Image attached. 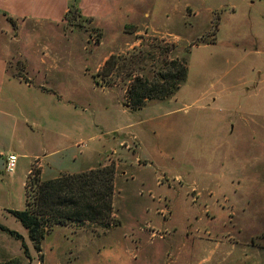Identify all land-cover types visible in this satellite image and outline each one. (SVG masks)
<instances>
[{"label": "rangeland", "instance_id": "1", "mask_svg": "<svg viewBox=\"0 0 264 264\" xmlns=\"http://www.w3.org/2000/svg\"><path fill=\"white\" fill-rule=\"evenodd\" d=\"M72 1L98 3V25L74 8L64 26L31 21L13 44L53 91L37 97L0 82V264H39L10 213L26 209L36 162L43 181L91 165L116 170L119 226L55 227L42 241L44 264H264V0ZM59 2L33 0L31 14ZM154 43L171 48L157 59L187 61V79L173 97L132 110V79L153 80L156 64L147 56L127 66ZM18 52L10 72L24 64L28 73ZM109 55L122 56V68L104 76Z\"/></svg>", "mask_w": 264, "mask_h": 264}, {"label": "trees", "instance_id": "2", "mask_svg": "<svg viewBox=\"0 0 264 264\" xmlns=\"http://www.w3.org/2000/svg\"><path fill=\"white\" fill-rule=\"evenodd\" d=\"M74 8V5L70 7L65 16L66 21H71L69 13ZM9 19L16 26L14 20ZM142 47H144L143 44ZM149 47L150 50L144 48L136 50L142 54L135 56L127 66L133 72V67L144 65L147 56L156 64L153 80L140 76L132 79L126 95L129 108L132 110L142 109L150 101H163L173 97L187 79L188 65L185 59H172L171 61L157 59V55L162 57L171 48L163 47L160 43H154ZM121 57L111 55L105 62L101 75L109 76L115 69H121ZM18 69L15 76L28 83L29 81L24 76L25 65L21 64ZM132 76L133 74H129V77ZM99 77V74L93 76L97 87L103 86L98 80ZM34 169L33 165L28 176L30 182L26 183V186L32 189V195L28 193L26 209L11 210L10 213L28 230L40 264L44 263L42 241L46 234L55 227L69 225L80 227L86 223L106 229L119 226L120 221L115 218L113 207L116 176L113 165L82 173L64 174L46 181L41 180L39 171L34 172ZM0 229L6 230L1 225ZM8 232L21 238L17 233Z\"/></svg>", "mask_w": 264, "mask_h": 264}, {"label": "crops", "instance_id": "3", "mask_svg": "<svg viewBox=\"0 0 264 264\" xmlns=\"http://www.w3.org/2000/svg\"><path fill=\"white\" fill-rule=\"evenodd\" d=\"M54 1L55 0H46V2H48L47 7L51 6L53 8L52 4L54 3ZM32 3H33V0H0V21L2 22V26L0 27V35L4 36L5 37L4 39L9 40L8 48L6 49V51H4L0 55V82L3 84H7V86L10 88V90L18 89L22 92H25L24 90H26V91L33 93L37 97H41V96H44V94L46 95L48 90H50L51 92L53 90L47 89L46 85L42 81H38L40 71H38L37 73H34V71L31 70L30 65L28 63V54L21 48H20L21 52H18L19 50L15 49L13 44L14 43H18V44L21 43V41L23 40V35H24L23 33H25V28L30 26L31 21H33L36 24V26H37V24L44 23V22L45 23H47V22L48 23H55L58 26H60V25L64 26L66 23L65 16L69 12L70 6L72 5V3H74V1H72V0H60L59 5L55 6V9L49 8L48 11L45 10L44 13H41L39 11L37 13V16H32V14H31L33 11L32 10ZM73 5L75 6V8L79 9L82 12L83 17L92 18L93 19L92 23H96L98 25L96 17L94 16V12L97 9L96 5H98V3H93L90 6L89 3H83L80 1V3L77 4V2H75ZM1 8H4V9H1ZM9 18L13 19L15 22V25L18 26L19 34L17 36H15V34H14L15 33V29H14L15 26L10 21ZM98 27H101V26L99 25ZM100 29H102V27ZM21 32H23V33H21ZM71 33H73V31H71ZM90 38H91V36H90ZM43 51H42L43 53H42L40 61H41L42 65H46L47 64V57L46 56L48 55L49 50L45 47L43 49ZM17 52H18V55L24 60V62L27 65L28 73L25 72L24 75H25V78L29 81L28 83H26L22 79L16 77L15 72H10L8 62L10 59L14 58V55H17ZM109 57H110V55L104 59L102 64H104L109 59ZM57 62H59V61H57V60L54 61V63H55L54 67L58 69L59 66L56 65ZM54 93L57 94L56 91H54ZM53 103H54V101H53ZM57 103H60V101H58ZM71 125H72V123H71ZM75 129H76V131L78 130L77 124H76ZM140 147H141V144H140ZM92 153H94V152H92ZM82 164H83V162H82ZM41 168H42V178H43V172H44L43 169L44 168L42 165H41ZM93 168H94L93 165H91V167H89L88 170H91ZM88 170H85V171H88ZM30 171L31 170L28 171L29 174H30ZM81 172H84V169H83V171L81 169L80 171H78L76 173H81ZM63 174H75V173L60 172L59 175H57L56 177H54L52 179H56ZM52 179H50V180H52ZM26 251L28 253V250H26ZM27 253H26V257L30 259V254L28 253V255H27ZM42 254H43V251H42ZM37 255H38V253H37ZM2 262H3V264H15V261L14 260L12 261V259L3 260ZM18 264H22V263L19 262ZM39 264H40V261H39Z\"/></svg>", "mask_w": 264, "mask_h": 264}, {"label": "built area", "instance_id": "4", "mask_svg": "<svg viewBox=\"0 0 264 264\" xmlns=\"http://www.w3.org/2000/svg\"><path fill=\"white\" fill-rule=\"evenodd\" d=\"M17 159L18 158L15 154H10L7 156L6 163H5V170L7 173L11 174L15 171ZM36 167H41V165L38 164V162H36L34 165V168Z\"/></svg>", "mask_w": 264, "mask_h": 264}]
</instances>
